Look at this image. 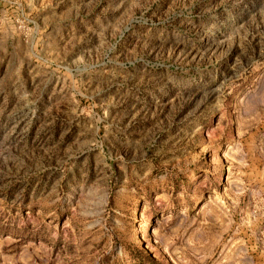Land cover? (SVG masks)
I'll return each instance as SVG.
<instances>
[{
	"label": "rangeland",
	"instance_id": "rangeland-1",
	"mask_svg": "<svg viewBox=\"0 0 264 264\" xmlns=\"http://www.w3.org/2000/svg\"><path fill=\"white\" fill-rule=\"evenodd\" d=\"M0 264H264V0H0Z\"/></svg>",
	"mask_w": 264,
	"mask_h": 264
}]
</instances>
